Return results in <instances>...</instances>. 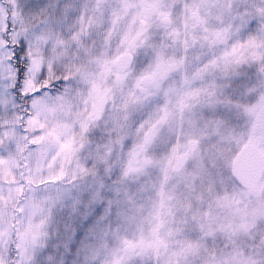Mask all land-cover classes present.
<instances>
[{"label": "snow or ice", "instance_id": "obj_1", "mask_svg": "<svg viewBox=\"0 0 264 264\" xmlns=\"http://www.w3.org/2000/svg\"><path fill=\"white\" fill-rule=\"evenodd\" d=\"M0 264H264V0H0Z\"/></svg>", "mask_w": 264, "mask_h": 264}]
</instances>
